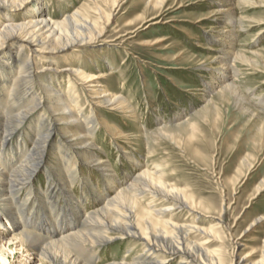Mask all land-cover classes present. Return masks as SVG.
Masks as SVG:
<instances>
[{"label":"bare ground","instance_id":"6f19581e","mask_svg":"<svg viewBox=\"0 0 264 264\" xmlns=\"http://www.w3.org/2000/svg\"><path fill=\"white\" fill-rule=\"evenodd\" d=\"M122 1L102 0L103 5H94L93 15L75 11L57 20L44 17L45 0H0V234L11 232L3 245L14 242L19 248L37 250L41 264H95L99 249L121 242L130 244L126 253L138 248L137 255L128 261V254H122L107 264H264V242L257 256L248 246L240 252L228 251L221 242V229L230 230L231 236L236 222L228 225L221 209L215 224L201 225V216L205 215L202 210L206 209L202 201L165 181L157 165H152L153 170L143 168V156L134 148L136 143L130 133L109 124L104 117L98 118L97 111H116L135 121L128 101L111 90L108 74L96 69L93 59L92 66L80 67L71 51L95 43L96 36L104 30L100 22L108 24ZM184 1L179 0L177 8ZM246 1H207L211 7L207 17L212 22L205 31L207 42L201 48L210 50L211 55L205 63L195 65L206 73L203 91L196 100L202 99V110L213 109L214 115L211 95L230 104L240 120L232 124L229 132L243 123L250 143L256 147L264 143V98L257 96L260 104H256L247 96L250 89H241L240 65L255 62L244 51L236 50L234 43L233 24H243L235 7ZM144 2L150 14L139 23L118 27L113 38L116 44L126 41L139 27L137 24L163 19L169 0ZM18 15L21 16L16 18ZM176 29L182 31L183 27ZM166 40H156L154 48H165ZM173 57L175 54H170L163 60ZM58 58L64 59L60 76L54 71ZM258 58L262 60L259 55ZM71 80L81 88L87 84L84 100H79ZM183 114L184 108L179 106L168 123L138 136L144 138L149 149L159 139H177L186 127L191 136L195 128ZM100 128L111 132L110 144L118 151L117 156L127 161L129 169L123 179L116 176L109 159L95 143ZM244 167L243 179L253 171L250 164ZM93 171L101 176V187L96 188L83 176ZM38 173L45 187L33 181ZM75 180L81 182L84 197H95L91 208L85 209L83 196L71 191ZM263 189L261 180L254 194ZM56 194L62 196L58 195L60 200L53 196ZM60 201L70 204L67 212L59 211L53 223H39V213L46 216L51 208L53 218ZM178 212L193 214V219L178 223ZM37 222L39 225L34 226ZM238 238L231 241L238 244ZM215 242L220 244L211 247Z\"/></svg>","mask_w":264,"mask_h":264},{"label":"rangeland","instance_id":"374dc122","mask_svg":"<svg viewBox=\"0 0 264 264\" xmlns=\"http://www.w3.org/2000/svg\"><path fill=\"white\" fill-rule=\"evenodd\" d=\"M144 1H122L108 24L100 22L104 30L102 34L96 36L93 41L95 43L75 47L71 51L72 57L77 58L80 67L92 66L93 59L96 69L108 74L111 90L123 95L128 101L135 121H132V117L124 118L116 111L109 113L104 111L101 112L102 114L97 111V116L104 117L109 124L116 125L124 133H130V139L136 143L133 144L134 148L143 156L145 162L143 168L153 170L152 165H157L158 170L165 174V181L175 184L202 201V206L206 209L202 210L205 215L201 216L204 221L200 223L201 225L215 224L221 209L228 225L236 222L233 223L231 236L228 235L230 230L221 229L220 236L223 238L221 242L228 251L240 252L243 247L248 246L257 256L264 242V189L258 194H254L253 190L261 180H264V143L256 147L252 146L247 136V127L243 123L236 126L233 133L229 132L232 124L239 122L240 118L227 102L211 95L215 106L214 115L211 112L213 109L202 110L204 104L202 99L196 100L199 96L197 94L203 91L202 81L206 73L195 68V65L201 64L200 62L205 63L207 57L211 55L210 50L201 48L202 44L207 42L205 31L212 22L207 17L211 8L208 0H182L184 5L179 8H177L179 0H175V4L173 0H169L164 9L166 11L163 19L159 22L147 21L137 24L139 27L126 41L116 44L113 38L118 27L128 23H139V19L150 14L151 10H148ZM246 2L235 7V13L240 19L242 18L243 24L240 26L238 21L233 24L234 43L235 49L244 51L255 65H240L242 75L239 76V83L241 82V89L249 88L247 96L256 104H260L256 97L264 98V0ZM96 4L103 5V2L102 0H45L42 8L44 17L62 20L75 11L80 15H93ZM204 17L205 19L197 22ZM170 18L172 19L168 21ZM179 26L183 27L182 31L176 29ZM162 37L167 39L165 48L155 49L154 46H157L154 45L155 41ZM144 41L149 43L144 45ZM125 48L127 51H124ZM170 54H175V57L171 60H163ZM54 64H56L54 71L60 76L63 72L64 59L58 58ZM72 82L75 84L74 81ZM75 87L80 95L79 100H84L83 95L87 94L84 88L87 84L85 83L82 88L75 84ZM179 106L184 108V118L188 119L195 131L190 136L186 127L184 132L176 137L177 139L171 141L159 139L154 147L150 146L149 149L147 142L138 134L142 132L148 134L156 126L168 123ZM86 109L83 110L86 112ZM199 113L202 114L198 117ZM110 133L109 130L100 128L94 140L100 146V151L109 159L116 176L123 179V173H126L129 167L127 161L117 156L118 151L110 144ZM236 135H239L238 138ZM131 148L128 149L132 150ZM248 164L253 171L249 177L243 179L241 176L246 173L244 166ZM79 169L85 170L82 167ZM40 173L35 175L33 181L45 187L46 183ZM97 173L93 171L89 175V172H84L83 175L88 177L96 188L103 184L101 176ZM80 184L79 180H75L71 185V191L75 196H83L85 209L91 208L96 203V199L92 195L90 199L89 194L84 197V189H81ZM58 195L62 197L60 194L53 196L60 200ZM64 202H59L60 206L56 208L53 218H51L53 216L51 208L46 216L40 212L38 222L53 223L54 219H58L57 214L66 213L70 208L68 201ZM192 217L193 214L190 216L188 213L178 212L175 221L178 223L191 221ZM38 222L34 226H38ZM10 231L11 229L8 232ZM10 233L0 234V264H41L38 261L37 250H31L28 246L19 248L14 242L3 245ZM232 237L238 238V244L231 241ZM219 244L215 242L211 247ZM128 247L130 244L121 242L112 244L110 248L99 249L98 258L94 263L107 264L119 259L122 254H128L129 261L137 253L138 248L126 253Z\"/></svg>","mask_w":264,"mask_h":264}]
</instances>
